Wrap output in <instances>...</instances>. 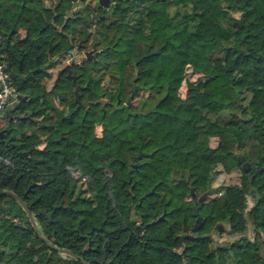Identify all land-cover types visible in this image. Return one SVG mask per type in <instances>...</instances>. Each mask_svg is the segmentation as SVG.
Here are the masks:
<instances>
[{"label":"trees","instance_id":"16d2710c","mask_svg":"<svg viewBox=\"0 0 264 264\" xmlns=\"http://www.w3.org/2000/svg\"><path fill=\"white\" fill-rule=\"evenodd\" d=\"M74 6L0 0V264H264V0Z\"/></svg>","mask_w":264,"mask_h":264},{"label":"rangeland","instance_id":"374dc122","mask_svg":"<svg viewBox=\"0 0 264 264\" xmlns=\"http://www.w3.org/2000/svg\"><path fill=\"white\" fill-rule=\"evenodd\" d=\"M55 0H47V4L50 5L54 2ZM82 8H83V3L81 4H78V5H75L74 8H73V11H79L80 10L82 11ZM72 11V12H73ZM77 51L75 49V51L73 53H76V55L70 57V56H67V58L64 60L65 63H71L72 60L76 61L78 60V57H77ZM80 55L84 56V54H81ZM64 65V64H63ZM62 67V65L60 66H57L54 70H53V77L56 76L60 70V68ZM54 81V78L50 80V85H52ZM66 84V82H63ZM186 83L183 84V86L181 87L180 89V93L184 96L186 94ZM200 170V173L202 175L203 178H208V177H212V185L214 188H217V187H220L222 185H228V184H232L234 182H237L239 180V175H240V172L239 170H236V171H233L231 173H226L224 171H219L217 172L216 174H213L211 171H209L208 169L206 168H201L199 169ZM217 196V193L216 192H213V193H210V194H207V193H203L199 198H203V200L206 202V203H209V207L206 211V221L209 222L213 216H215V211H214V203L212 202V199L214 197ZM249 204L251 205V201H249ZM221 231L219 234H214V237H215V240L217 242H222L224 240H230V239H233L234 236H232V231L229 227V225L227 224H222L221 226ZM250 236H252V232L249 233Z\"/></svg>","mask_w":264,"mask_h":264},{"label":"flooded vegetation","instance_id":"af4514ba","mask_svg":"<svg viewBox=\"0 0 264 264\" xmlns=\"http://www.w3.org/2000/svg\"><path fill=\"white\" fill-rule=\"evenodd\" d=\"M72 1L75 5L83 3V8H82V11L80 10L81 12L80 15L87 16L88 11H90L91 13L88 16L90 20H94L95 16H97V19H101L104 21L109 20L111 16V12H112V6L120 7V0H107L106 4H101L100 0H72ZM87 52L88 51L81 53V54H84L83 56L84 58L88 57L86 55ZM73 55L75 56L76 54L73 53ZM81 56L82 55H80V53L77 51V57L79 61H81ZM92 56L93 55L91 53L89 58H91ZM198 217L200 218V220H197ZM198 217L196 218V222H197L196 224H197V227H200V225L202 224V218L201 216H198Z\"/></svg>","mask_w":264,"mask_h":264},{"label":"built area","instance_id":"2783aa9c","mask_svg":"<svg viewBox=\"0 0 264 264\" xmlns=\"http://www.w3.org/2000/svg\"><path fill=\"white\" fill-rule=\"evenodd\" d=\"M19 92L12 85L9 74L0 65V110L18 102Z\"/></svg>","mask_w":264,"mask_h":264},{"label":"water","instance_id":"95a60500","mask_svg":"<svg viewBox=\"0 0 264 264\" xmlns=\"http://www.w3.org/2000/svg\"><path fill=\"white\" fill-rule=\"evenodd\" d=\"M106 2H107V0H100V3H101V4H106ZM91 53H92L91 51H88V52L86 53V55L89 57ZM75 54H76V53H75ZM83 58H84V57L81 56V60H82ZM65 68L69 69L68 76H72V75L70 74V65H69V64L66 65ZM73 77H74V76H73ZM15 105H16V104H15ZM15 105H14L13 107H15ZM140 157H141V153L136 157V160H138V158H140ZM242 161H243V158H241V159L239 160V163L241 164ZM3 193H5V194H9V195L13 196V197L16 198L20 203H22V205L24 206V208H25L26 211H27V214H28V216H29L30 221L32 222L33 226L37 229V224H36V222H35V220H34V216H33L32 212H31V210L29 209V207L27 206V204H26V203H25V202H24L19 196H17L15 193H13V192H11V191H4ZM0 194H2V193H0ZM200 200L202 201L203 198H201ZM197 220H200V218L198 217ZM197 228H198V227H197V224H196L195 227L193 228V230L196 231ZM55 248H56L57 250H59L60 252L68 253V254H71V255H75L72 251H70V250H68V249L60 248V247H55Z\"/></svg>","mask_w":264,"mask_h":264}]
</instances>
